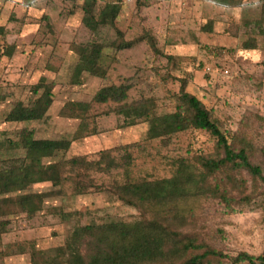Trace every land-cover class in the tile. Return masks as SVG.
I'll return each instance as SVG.
<instances>
[{
    "label": "rangeland",
    "instance_id": "1",
    "mask_svg": "<svg viewBox=\"0 0 264 264\" xmlns=\"http://www.w3.org/2000/svg\"><path fill=\"white\" fill-rule=\"evenodd\" d=\"M27 1L0 0V25L5 30L3 36L0 34V44L4 39L12 51L10 56L0 57V158L23 153L1 144L6 135H13L23 126L32 128L36 138H70L78 120L58 115L63 102L90 101L100 86L120 82L130 83L128 101L153 98L155 112L163 114L173 110L174 94L184 80L185 90L212 110L223 130L232 132L246 118L252 136L264 148V36L251 32L258 47L242 49L245 29L235 31L242 17L250 22L260 14L264 0L258 6L254 0H247L243 11L226 9L208 0H139L143 2L140 5H136L137 0H121L116 25L124 39L148 32L155 38L158 52L145 40L120 50L107 45L115 37L110 27H100L92 35L83 25L92 23L81 10L83 0H35L26 5ZM208 20L212 21L213 30H199ZM92 36L106 44L100 59V68L106 74L97 77L82 73L79 84H70L79 45ZM45 63L56 71L45 69ZM41 74L54 82L53 101L45 116L29 122L5 121V113L15 102L26 103L30 99L29 84ZM111 107L112 103L91 104L89 114L97 133L73 140L65 157L85 155L94 159L106 149H112L111 155L118 157L123 153L122 146L134 143L128 150L132 156L130 177L154 179L170 176L172 160L177 156L213 150V138L199 129L175 134L166 146L158 140H145L146 122L123 126L116 114L105 113ZM90 175L97 184L91 191L75 195L67 182L62 193L43 198L32 217H8L6 230L0 234L3 264H30V250L62 244L77 223L138 217L136 208L123 204L104 189L111 181L122 179L120 171ZM50 189L54 188L41 183L29 190ZM177 207L182 215L190 214L198 220L194 228L201 240L226 255H258L264 250V196L227 205L205 194L181 198ZM226 260L224 264H232Z\"/></svg>",
    "mask_w": 264,
    "mask_h": 264
},
{
    "label": "trees",
    "instance_id": "2",
    "mask_svg": "<svg viewBox=\"0 0 264 264\" xmlns=\"http://www.w3.org/2000/svg\"><path fill=\"white\" fill-rule=\"evenodd\" d=\"M208 1L223 6L240 5L242 11L247 3V0ZM28 3H34V0H28L26 5ZM140 4L143 2L137 0L136 5ZM121 8V0H83L81 10L92 20V23L83 25L92 35L100 27L112 28L115 37L106 44L115 49L130 48L135 42L145 40L152 50L158 52L155 38L148 32L124 39V33L116 25ZM239 24L235 31L238 33L243 28L242 32L247 35L241 40L240 47L257 48L258 43L251 32L264 36V3L260 4L258 16L250 22L242 17ZM199 30L211 32L212 21L199 26ZM0 34H5L1 25ZM106 44L90 37L79 45L68 79L70 84H79L82 73L97 77L106 74L100 68ZM9 45L3 39L0 57L11 55ZM44 68L56 71L48 63ZM185 84L183 80L174 94L173 110L163 114L155 112L153 98L128 101L129 82L110 83L95 90L90 101L66 100L60 106L59 116L78 120L70 138H36L33 129L26 126L11 136L6 135L1 144L23 153L0 158V234L6 230L8 217L18 214L32 217L43 198L62 193L65 183H70L71 193L78 195L97 185L90 172L109 174L120 171L122 179L111 181L104 189L123 204L136 208L138 217L77 223L62 244L30 250V264H224L225 259L232 264H264V250L258 255L239 252L230 256L201 240L194 228L198 220L190 214L182 215L177 207L181 198L205 194H211L227 205L234 201L251 202L264 196V148L259 147L252 136L248 119L243 118L235 130L226 132L212 110L185 90ZM53 86L51 78L39 75L34 83L29 84L30 99L26 103L15 102L5 113L4 120L29 122L42 119L53 101ZM92 103H112L105 113L116 114L123 126L146 122L144 139L158 140L163 146L179 132L204 130L214 140L213 150L191 151L177 156L172 160L170 176L154 179L130 177L132 156L128 150L134 143L122 146L123 153L118 157L111 155L112 149L101 150L94 159L85 155L65 157L73 140L97 133L89 114ZM41 183H48L54 189L29 190ZM3 255L0 250V264H3Z\"/></svg>",
    "mask_w": 264,
    "mask_h": 264
},
{
    "label": "crops",
    "instance_id": "3",
    "mask_svg": "<svg viewBox=\"0 0 264 264\" xmlns=\"http://www.w3.org/2000/svg\"><path fill=\"white\" fill-rule=\"evenodd\" d=\"M5 5H6V4H5ZM5 5H4V6H5ZM245 5H246V3H245ZM6 6H7V5H6ZM6 6H5V7H6ZM225 7H226V9H230V8H232V9H235V8H236V9H242L240 5H238V6H225ZM7 70H8V69H7Z\"/></svg>",
    "mask_w": 264,
    "mask_h": 264
},
{
    "label": "clouds",
    "instance_id": "4",
    "mask_svg": "<svg viewBox=\"0 0 264 264\" xmlns=\"http://www.w3.org/2000/svg\"><path fill=\"white\" fill-rule=\"evenodd\" d=\"M34 2H35V0H34ZM259 3H260V0H254V5H255V6H258Z\"/></svg>",
    "mask_w": 264,
    "mask_h": 264
},
{
    "label": "built area",
    "instance_id": "5",
    "mask_svg": "<svg viewBox=\"0 0 264 264\" xmlns=\"http://www.w3.org/2000/svg\"><path fill=\"white\" fill-rule=\"evenodd\" d=\"M208 69H209L208 67L204 68L205 71H207ZM224 73H228V70L224 69Z\"/></svg>",
    "mask_w": 264,
    "mask_h": 264
}]
</instances>
